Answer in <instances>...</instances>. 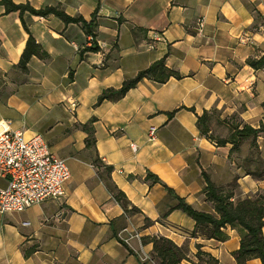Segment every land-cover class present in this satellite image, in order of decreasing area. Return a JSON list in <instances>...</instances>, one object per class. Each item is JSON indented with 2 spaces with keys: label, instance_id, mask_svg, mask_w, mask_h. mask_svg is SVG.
I'll return each mask as SVG.
<instances>
[{
  "label": "crops",
  "instance_id": "obj_1",
  "mask_svg": "<svg viewBox=\"0 0 264 264\" xmlns=\"http://www.w3.org/2000/svg\"><path fill=\"white\" fill-rule=\"evenodd\" d=\"M11 1L59 7L87 22L95 15L97 27L94 41L81 23L26 12L46 55L23 70L28 33L0 0V125L41 135L71 171L62 200L0 214V264H158L145 242L154 236L186 248L179 264H238V228H223L224 240L193 236L195 221L171 208L178 197L214 213L206 178L229 187L222 189L233 201L264 196V180L250 174L264 164V68L250 65L264 56V0ZM162 59L181 79H144L122 99L96 105L104 90ZM244 126L263 131L233 150V128ZM109 184L125 195L127 211Z\"/></svg>",
  "mask_w": 264,
  "mask_h": 264
},
{
  "label": "trees",
  "instance_id": "obj_2",
  "mask_svg": "<svg viewBox=\"0 0 264 264\" xmlns=\"http://www.w3.org/2000/svg\"><path fill=\"white\" fill-rule=\"evenodd\" d=\"M2 5L5 7L6 13L17 12L21 19V23L28 33V40L26 47L22 53L20 60V68L27 70V65L33 56L44 57L46 55L42 48L36 43L35 39L29 32L24 20L23 15L28 12L31 15L39 17H47L54 15L61 19L65 24H79L81 23L86 34L91 36L95 41L96 34L95 28L97 27L96 16L92 17L90 22H87L82 17H70L59 7H45L36 9L30 4H15L11 0H1ZM90 52H98L99 47L96 45L90 48ZM251 67L254 69L264 68V56L258 61H250ZM171 77L181 79V76L167 68L165 60L155 62L150 67L141 70L133 78H127L123 85L119 89L109 88L102 92L99 96L96 105H100L104 101L116 102L122 99L127 92L135 88L144 79L153 80L157 83H165ZM207 118L205 113L202 117L198 118L199 126L204 125ZM83 129L88 131V127L85 125ZM202 133L208 135V130L203 128ZM263 129H253L244 126L242 129L238 127L233 128L231 134V143L234 145L233 150L238 149L239 142L246 137L256 138ZM228 139H220L217 141L219 145H225L228 143ZM255 171L250 174L258 180H264V164L263 162L255 163ZM111 168L107 167V171ZM148 180H154L159 182V179L153 175L147 176ZM207 186L204 188L207 199L213 203L214 213H208L204 211H198L194 209L190 204L186 203L183 199L177 197V204L171 209H179L191 217L195 223V229L192 232L193 236L201 235L208 239L224 240L223 228L230 226L232 228H238L241 232V245L238 251L234 253V256L238 264H246L251 259H260L264 264V236L262 229L264 227V196L258 195L253 198H245L237 201H233V192H224L222 188H217L209 178H206ZM164 185V184H163ZM164 187L168 190L169 194L173 193L166 185ZM109 189L113 192V197L120 203L127 211L129 202L125 195L117 188L109 184ZM134 209V208H133ZM150 220H146V225H151ZM149 241L153 244V255L158 261V264H179L186 258V248L178 247L171 240L163 236H154L153 238H146L145 242ZM198 258L201 262H212L211 258L207 261L202 259L198 254Z\"/></svg>",
  "mask_w": 264,
  "mask_h": 264
},
{
  "label": "built area",
  "instance_id": "obj_3",
  "mask_svg": "<svg viewBox=\"0 0 264 264\" xmlns=\"http://www.w3.org/2000/svg\"><path fill=\"white\" fill-rule=\"evenodd\" d=\"M199 27H203L202 21ZM159 37L155 34L154 40ZM69 104L75 111L77 102L73 100ZM155 132L156 128L150 129L151 137ZM0 178L6 181L0 187V214L4 215L62 200L71 171L64 159L51 152L41 135L28 138L23 130L11 129L3 123L0 125Z\"/></svg>",
  "mask_w": 264,
  "mask_h": 264
},
{
  "label": "rangeland",
  "instance_id": "obj_4",
  "mask_svg": "<svg viewBox=\"0 0 264 264\" xmlns=\"http://www.w3.org/2000/svg\"><path fill=\"white\" fill-rule=\"evenodd\" d=\"M231 131H232V130H231ZM212 136L215 137V135H213V134H212ZM225 137L229 138V137H230V134H229V135L226 134ZM217 188H229V187H226V186H219V187H217Z\"/></svg>",
  "mask_w": 264,
  "mask_h": 264
}]
</instances>
